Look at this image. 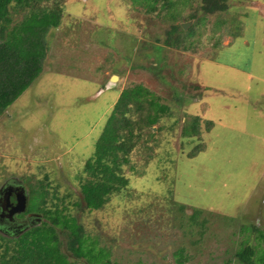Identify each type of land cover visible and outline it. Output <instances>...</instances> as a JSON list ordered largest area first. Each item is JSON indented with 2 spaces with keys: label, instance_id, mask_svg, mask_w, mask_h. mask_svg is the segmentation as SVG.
I'll use <instances>...</instances> for the list:
<instances>
[{
  "label": "rangeland",
  "instance_id": "374dc122",
  "mask_svg": "<svg viewBox=\"0 0 264 264\" xmlns=\"http://www.w3.org/2000/svg\"><path fill=\"white\" fill-rule=\"evenodd\" d=\"M230 3L195 27L202 35L191 49L172 51L164 46V26L138 15L129 0H66L62 25L47 35L42 73L0 118V189L17 181L28 199V185H44L49 207L58 202L55 194H72L66 204L79 200L75 177L123 88H167L177 115L175 134L165 127L158 133L150 160L149 149L132 153L135 168L126 169L132 199L115 198L101 212L80 213L81 220L92 235L114 245V257L177 264L173 253L184 241L193 256L187 264H236L245 238L231 237V228L216 223L221 231L208 230L201 244L190 246L197 235L170 227L166 211L173 199L188 212L203 209L264 229V0ZM185 22L188 30L195 20ZM155 44L177 63L173 69L183 70L181 76L171 77L165 67L155 77L150 66L162 56ZM157 127L151 129L156 133ZM199 144L204 148L190 154ZM142 210L152 215L149 228L137 227ZM132 219L135 225L124 234L123 222ZM255 236L249 234L246 243L256 245Z\"/></svg>",
  "mask_w": 264,
  "mask_h": 264
},
{
  "label": "trees",
  "instance_id": "16d2710c",
  "mask_svg": "<svg viewBox=\"0 0 264 264\" xmlns=\"http://www.w3.org/2000/svg\"><path fill=\"white\" fill-rule=\"evenodd\" d=\"M129 1L138 15L153 18L164 26V46L172 51L191 49L198 36L202 35L195 27L201 29L205 26V17L226 12L231 6V0ZM65 3L66 0H0V118L42 73L49 50L47 35L51 28L62 25ZM191 19L195 20L194 24L185 30L181 23ZM154 49L165 53L164 47L159 44H155ZM163 53L157 58L158 61L155 59V65L150 66L155 77L158 78L165 67L169 69L171 77L175 73L181 76L183 70L173 69L177 63L167 59ZM97 71L102 72L103 69L98 67ZM160 85H163L162 81ZM172 85L178 87L174 83ZM168 97L167 88L165 93L141 83L124 87L107 115L93 154L75 177L81 194L79 200H70L66 204V198H72V194L62 198L55 194L53 199L58 202H51L49 207L46 187L28 185L26 210L40 213L44 218L21 233L0 231V264H144L142 260L114 257V245L100 235H92L81 220L80 213L101 212L115 198L132 199L133 188L129 187L126 171L127 168H135L132 153L149 149L146 155L150 160L160 144L158 133L164 127L171 135L176 132L178 122L172 120L177 115ZM208 123L210 129L214 122L209 120ZM154 125L158 126L156 133L151 129ZM202 148L204 144H199L190 154L200 152ZM30 200L34 208L30 207ZM169 206L166 211L170 227L181 228L186 236L197 235V238L190 239V246L201 244L208 230L215 231L217 227L221 231L220 225L216 224L221 223L223 227L232 229L231 237L240 235V238H245L236 250V264H264V229L233 218L225 219L222 215L203 209L188 212L189 206L173 199ZM74 208L80 212L74 213ZM134 213L136 215V211ZM140 215L142 221L139 223L140 219H136L140 225L137 227H151L152 215L147 216L143 210ZM130 223L135 225L133 219L128 223L123 222L124 234L130 230ZM252 233L256 235V245L246 243V237ZM187 250L189 248L182 241L173 253L177 264H187L191 260L193 256ZM227 263L235 264L231 260Z\"/></svg>",
  "mask_w": 264,
  "mask_h": 264
},
{
  "label": "flooded vegetation",
  "instance_id": "af4514ba",
  "mask_svg": "<svg viewBox=\"0 0 264 264\" xmlns=\"http://www.w3.org/2000/svg\"><path fill=\"white\" fill-rule=\"evenodd\" d=\"M22 189L23 186L17 181L8 182L0 189V231L4 233L21 232L38 222V217L34 215L29 218V214L37 213L27 212V210L10 215V210L17 204V196Z\"/></svg>",
  "mask_w": 264,
  "mask_h": 264
},
{
  "label": "water",
  "instance_id": "95a60500",
  "mask_svg": "<svg viewBox=\"0 0 264 264\" xmlns=\"http://www.w3.org/2000/svg\"><path fill=\"white\" fill-rule=\"evenodd\" d=\"M190 24V22H185V23H181L182 27L184 29H186L188 27V25ZM117 76H113L112 80L116 79ZM18 200H17V204L10 210V215H14L15 213H21V212H25L26 210V206H27V195L25 193L24 188L18 193ZM33 215L35 217H38V220H41V217L39 214H29V218L33 217Z\"/></svg>",
  "mask_w": 264,
  "mask_h": 264
},
{
  "label": "crops",
  "instance_id": "0c3cea01",
  "mask_svg": "<svg viewBox=\"0 0 264 264\" xmlns=\"http://www.w3.org/2000/svg\"><path fill=\"white\" fill-rule=\"evenodd\" d=\"M235 73H236V75L237 74H240V72H238L237 70H235ZM243 75H245L246 77H247V75H250L249 73H245V74H243ZM238 76V75H237ZM250 78V77H249ZM261 80H263V79H261ZM245 81H247V79H245ZM264 81V80H263ZM258 104L260 105V100L258 101Z\"/></svg>",
  "mask_w": 264,
  "mask_h": 264
}]
</instances>
